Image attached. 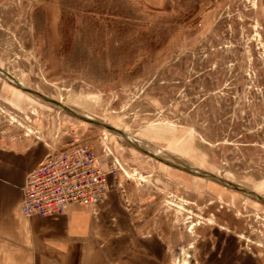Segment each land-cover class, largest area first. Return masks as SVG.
<instances>
[{"label":"rangeland","instance_id":"1","mask_svg":"<svg viewBox=\"0 0 264 264\" xmlns=\"http://www.w3.org/2000/svg\"><path fill=\"white\" fill-rule=\"evenodd\" d=\"M9 134L90 146L170 264H264V0H0Z\"/></svg>","mask_w":264,"mask_h":264},{"label":"crops","instance_id":"2","mask_svg":"<svg viewBox=\"0 0 264 264\" xmlns=\"http://www.w3.org/2000/svg\"><path fill=\"white\" fill-rule=\"evenodd\" d=\"M46 142L27 134L0 139V264H170L167 229L165 240L156 229L148 231L139 214L111 194L110 179L108 195L94 206H71L48 217L24 216L22 187L55 141ZM224 244L220 251H207L205 244L198 254L210 259L216 253L220 264L255 263L241 254L236 260V246L232 250L231 243Z\"/></svg>","mask_w":264,"mask_h":264},{"label":"built area","instance_id":"3","mask_svg":"<svg viewBox=\"0 0 264 264\" xmlns=\"http://www.w3.org/2000/svg\"><path fill=\"white\" fill-rule=\"evenodd\" d=\"M21 213L26 217L64 214L71 206H94L109 193L108 174L90 146L53 147L22 187Z\"/></svg>","mask_w":264,"mask_h":264},{"label":"water","instance_id":"4","mask_svg":"<svg viewBox=\"0 0 264 264\" xmlns=\"http://www.w3.org/2000/svg\"><path fill=\"white\" fill-rule=\"evenodd\" d=\"M18 88H20V89H22L23 91H25V92H29V93H32V94H34V95H36V96H39V94H37V93H35V92H33V91H31V90H29V89H27V88H25V87H23L22 85H16ZM61 108H65V106H63V105H61V104H59V103H57ZM84 119H86V120H88V121H90V122H92V123H94V124H98V125H103L101 122H98V121H95V120H93V119H89V118H84ZM106 129H108V130H110V131H112V132H116V133H118V134H120V135H124V133L123 132H121V131H117V130H115L114 128H112V127H110V126H107V125H103Z\"/></svg>","mask_w":264,"mask_h":264},{"label":"bare ground","instance_id":"5","mask_svg":"<svg viewBox=\"0 0 264 264\" xmlns=\"http://www.w3.org/2000/svg\"><path fill=\"white\" fill-rule=\"evenodd\" d=\"M141 146V145H140ZM171 160V159H170Z\"/></svg>","mask_w":264,"mask_h":264}]
</instances>
